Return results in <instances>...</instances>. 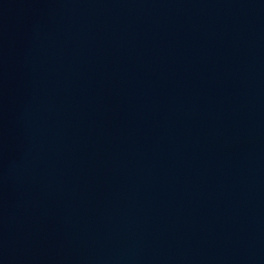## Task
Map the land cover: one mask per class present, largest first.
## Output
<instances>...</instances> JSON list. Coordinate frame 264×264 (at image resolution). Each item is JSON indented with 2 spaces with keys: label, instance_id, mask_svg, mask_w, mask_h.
<instances>
[{
  "label": "water",
  "instance_id": "obj_1",
  "mask_svg": "<svg viewBox=\"0 0 264 264\" xmlns=\"http://www.w3.org/2000/svg\"><path fill=\"white\" fill-rule=\"evenodd\" d=\"M0 264H264V0H0Z\"/></svg>",
  "mask_w": 264,
  "mask_h": 264
}]
</instances>
